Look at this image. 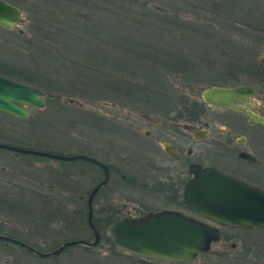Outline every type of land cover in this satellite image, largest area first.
<instances>
[{
  "label": "rangeland",
  "instance_id": "rangeland-1",
  "mask_svg": "<svg viewBox=\"0 0 264 264\" xmlns=\"http://www.w3.org/2000/svg\"><path fill=\"white\" fill-rule=\"evenodd\" d=\"M7 1L22 9L23 21L12 30L0 28V74L39 88L43 92L45 106L29 107L28 118L0 112V143L64 155L83 154L93 158L96 156L98 145L105 157L109 156V152L114 163L116 162L117 166L120 164L121 173L124 174L129 166L126 165L127 159L122 162L120 160L129 150L125 140L130 132L127 123L137 121L141 127L138 117L146 107H143L142 102H134L130 95H117L114 85L112 87L110 85L114 82L110 80L111 75L107 71H115V76L120 75V72L131 76L133 65H142L137 61H146L148 58L152 62L154 50L142 47L143 43L140 44L141 41L138 40L140 35L133 36L136 47L128 48L140 51L137 52L143 54L140 57L127 56V47L95 46L96 54L103 52L112 61L115 60L113 57L119 59L118 57L126 55L124 60L109 61L105 68L100 63V56L93 55L84 61L82 59V62L77 60L76 64L75 58L71 60L68 53L63 50L59 51L61 57L55 54L56 62H53V52L58 49L48 43L46 38L47 31L57 30V36L60 35L64 39L65 35L67 36L65 39L83 48L84 45H81L85 43L81 38L83 35L71 31L68 26L64 27L67 31L59 32L60 26L82 25L83 22L89 21L93 27L102 29L105 35L112 36V31L116 29L126 31L125 29L133 27H144L146 19L142 15H131L128 12L117 13L112 1L99 3L94 0ZM139 1L140 3H137L141 7L167 11L170 12L169 16L178 14L180 18L188 19L187 31L177 30L174 36L170 37L172 40L175 38L173 42L175 51L188 56L192 63L200 59L202 52H208V56L215 61L212 70L216 71L227 69L221 51L228 52L231 49L234 52L248 40L245 34L242 38L241 33L250 30L240 28L233 22L238 18L248 19V10L253 16L264 14V0ZM130 3L132 4H129V7L133 8L134 1ZM153 17L155 21L160 20ZM157 23L161 26L160 22ZM241 30L243 32H240ZM155 32L159 38L168 40L162 42L166 44L170 42V38L165 37L164 33ZM94 42L98 43V40ZM48 47L56 48V51L50 50L48 58L44 54H38L46 51ZM256 58L259 61L264 60V42L260 44ZM67 61H70L69 65ZM199 62L202 64L198 65ZM199 62L188 72L171 71L167 74L165 81L167 89H163L164 93L161 94L166 101L164 103L163 100V111L168 110L173 103L186 102L183 96H188L186 98L189 103L198 100L197 87L213 83L206 78L207 72L204 70L206 62L201 59ZM70 63L81 71L85 65L91 64L98 70L89 78L82 79V73L81 77L77 78L66 72ZM151 64L154 70L161 69L158 64L153 62ZM84 69H87V66ZM70 72L72 74L71 70ZM29 73L36 74L38 79L33 81L28 79L27 82L20 79ZM249 78L246 75L240 77L241 80L247 81ZM45 79L53 82L46 85L41 81ZM156 83L162 84V80L159 79ZM101 85L105 91H101L99 87ZM129 99L132 101L131 105L126 103ZM257 107L264 109V98L258 100ZM137 136L142 138L141 134L137 133ZM136 142L137 145L144 144L142 141ZM120 154L122 156H119ZM0 165L4 167V178L0 183V187L3 188V197H0V234L20 239L34 245L40 251L54 250L67 240L93 239L92 230L86 222V206L89 190L102 177L98 179V173L94 171L96 164L83 159L58 160L0 148ZM259 177L264 179V170L259 171ZM111 180L109 186L94 196L92 203V221L101 233V240L95 247L73 245L57 255L42 258L21 246L0 240V264H234L235 262L227 260L225 253L236 256L244 249L243 254H247L249 240L255 242L264 240V231L233 232L231 240L224 239L221 243L212 244L209 251L199 254L187 263L157 262L128 253L114 243L111 227L116 221L124 217L143 216L150 210L165 207L182 210V204L171 206V202L157 194L143 192L139 188L140 185L130 186L123 182L119 175L113 174ZM232 242L237 244L236 251L228 252L227 249ZM256 254L259 252L253 251L249 255L255 259L252 262L264 264V252L260 251L258 255L263 261L256 260L257 258H254L257 257Z\"/></svg>",
  "mask_w": 264,
  "mask_h": 264
},
{
  "label": "flooded vegetation",
  "instance_id": "flooded-vegetation-1",
  "mask_svg": "<svg viewBox=\"0 0 264 264\" xmlns=\"http://www.w3.org/2000/svg\"><path fill=\"white\" fill-rule=\"evenodd\" d=\"M205 22L212 23L210 20ZM241 22L242 20L238 18L233 24L236 23L241 28ZM240 32L243 31L241 30ZM244 34V32L241 33L242 38ZM262 42L253 43L252 52L254 59L257 61L256 64L243 63L244 43L237 47L234 52L231 49L228 52L221 51L225 57L224 64L227 66L225 71L224 69L220 71L212 70L214 59L208 56V52H202L200 59L206 62V67L204 68L207 72L206 78L213 83L197 87L198 100L189 103L186 98L188 96H183L186 102L181 104L173 103L166 111L162 109V101L142 102L144 103L143 107H146L145 111L139 113L138 117L142 126L140 124L141 127H139L137 121L138 124L135 121H128L127 123L130 132L125 140L129 145V148H127L129 150L120 160L122 162L127 159L126 165L129 168L126 169L127 171L124 174L121 173L120 164L117 166V163H114L113 159H111L113 157H110V153L108 152L109 156L105 157L103 150L97 145V152L94 158L106 166L108 179L99 188L95 196L111 184V176L113 174L119 175L123 182H127L130 186L140 185L139 188L143 192L157 194V196L171 202V206H175L177 203L182 204V210L165 207L150 211L176 210L188 217H193L215 227L219 232V237L218 240L211 242V247L212 244L221 243L224 239L231 240L233 232H244L245 230L264 231V229H243L217 225L188 209L183 203L184 188L193 177L190 168L195 165L202 168H215L225 174L264 189V179L259 177V171L261 169L264 170V124L252 121L248 114L250 112L264 117V109H258L257 107L258 100L264 98V60L259 61L256 58ZM113 58L115 59L113 61L124 60L126 55L118 57L119 59ZM199 60L194 61L193 65L197 66ZM201 64L202 62L198 63V65ZM242 75L250 77V80H241L240 77ZM206 78L205 81H207ZM239 85H248L255 92L244 98L239 97V99L232 101L236 108H225L206 103L202 98V89H198L199 87H234ZM157 98L155 97V99ZM161 100H163V96ZM131 102L130 99L126 101L129 105H131ZM136 105L139 104L136 103ZM179 106L181 108H178ZM174 109H177V111L175 112ZM171 113H173L172 116ZM191 125L198 128L196 133L189 130L188 126ZM137 133L141 134L142 138L137 136ZM136 141H142L144 144L137 145ZM119 156H122V154ZM138 164L139 168L137 167ZM95 166L94 171L98 173V179L102 176L96 182L97 184L104 178V170L98 165ZM3 178L4 167L0 165V183L3 182ZM0 197H3L2 187H0ZM247 243L249 244L247 246V254H243L244 249H242V253L236 256L225 253L227 260L235 262L234 264H254L256 262L260 264L258 261L252 262L255 259H252L249 255L253 251L259 252V254L260 251L264 252V240L256 242L249 240ZM236 248L237 244L232 242L227 251L234 252ZM202 253L205 252H199L197 256ZM259 254H256L255 256L257 257L254 258L263 261L261 257H258Z\"/></svg>",
  "mask_w": 264,
  "mask_h": 264
},
{
  "label": "water",
  "instance_id": "water-1",
  "mask_svg": "<svg viewBox=\"0 0 264 264\" xmlns=\"http://www.w3.org/2000/svg\"><path fill=\"white\" fill-rule=\"evenodd\" d=\"M21 8L0 0V27L11 30L22 23ZM202 89L206 103L236 108L232 101L255 92L248 85ZM43 92L30 84L0 74V111L20 118H28V107L43 108ZM254 122L264 124V117L248 112ZM196 133L197 127L188 126ZM194 133V134H195ZM0 148L21 153L39 155L58 160L83 159L104 170V178L96 184L87 197L86 222L92 230L91 241L67 240L51 251H40L20 239L0 234V240L19 245L38 257H50L73 245L95 247L101 240V233L92 221V202L99 188L108 179L106 166L97 159L83 154H59L50 151L22 148L0 143ZM193 177L184 188L183 203L190 210L218 225L236 228L264 229V189L225 174L212 167L195 165L190 168ZM115 245L132 254L156 261L187 262L197 252L208 251L212 241L218 240V230L200 220L188 217L175 210L150 211L139 217H124L111 228Z\"/></svg>",
  "mask_w": 264,
  "mask_h": 264
},
{
  "label": "trees",
  "instance_id": "trees-1",
  "mask_svg": "<svg viewBox=\"0 0 264 264\" xmlns=\"http://www.w3.org/2000/svg\"><path fill=\"white\" fill-rule=\"evenodd\" d=\"M96 2H106L109 1L115 5L114 10L122 14L124 12H128L131 15H142L143 18L146 19V26H140V28L133 27L131 29H125L126 31H120L119 29H116V31H112V36H109L108 34H104L102 29H98V27H93L92 24H90L89 21L83 22L82 25H70V24H63L61 25L60 29L58 30L59 32L67 31L64 30V27L68 26L69 29L73 32H78L80 35H83L81 38L85 41L83 48L77 47L75 43L70 42L69 40L65 39L64 33V39L60 35H56V31H47L48 37L46 40L48 43H51L57 47L56 48H49L46 51L38 52V54H44V56L49 57L50 50L56 51L53 52L54 55L52 57L53 62H56L55 54L57 57H61L59 55V51L63 50L65 53H68L69 57L72 59L75 58V63L78 64L77 60H82L87 58H92L93 55L100 56V63L104 65V67H107L106 63L114 62L107 57V55L103 52H99V54L95 53V46L99 47H108V46H116V47H127V56L132 55V56H142L143 54H139L137 52L140 51H133L128 48H133L136 47L133 41V36L134 35H140L138 37V40L141 41L140 44L143 43L146 48H152L154 51V55L152 57V62L153 64H158L161 69L159 71H156L152 68V62H150V59L147 58L146 61H137L138 63L141 64H135L133 65V71L132 75L128 76L124 72H120V75L115 76V71H107L111 76L110 80L113 81L114 83L110 84L111 87L116 90L117 95H130L131 98H133V101H139V102H147L150 103L152 100L154 102H161L163 104V100L161 94L164 92L162 91L163 89L166 90V78L167 74L171 73V71H179V72H188L192 68L194 69L193 63L191 62V59L186 56L183 53L175 51V44H173L174 40H172L170 37L174 36L175 32L178 30L186 29L189 28V23L187 20H184L179 17L178 14H173V16H169L170 12L168 13L167 11L161 12V11H156L153 10L149 7L145 6H140V1L139 0H94ZM134 1L133 8L129 7V4H132L130 2ZM139 2V3H137ZM144 4V3H143ZM93 4H90V6ZM231 6V5H229ZM245 12V11H244ZM251 13V14H250ZM153 16L159 18V21H155ZM153 17V18H152ZM150 18V19H149ZM246 19V18H244ZM86 20V19H85ZM206 21V20H205ZM70 22V21H69ZM157 22H160L161 26L164 28H159L161 27ZM72 23V22H71ZM74 24V23H73ZM242 28H248L250 31H245V38L248 40L244 42L243 44V63L244 64H256V60L253 57V52L252 48L254 47L253 43L259 41L262 42L264 40V14H258L257 16H253L252 12L248 10V19L242 20L241 22ZM75 28V30L73 29ZM155 31L162 32L164 33L165 37L170 38L169 43L166 44L162 42L163 40L167 41L164 38H159L156 34ZM111 32V31H110ZM51 34V36H50ZM127 35V36H125ZM75 36V33H73V37ZM51 38V39H50ZM50 39V41H49ZM56 39H58L56 41ZM152 39H157L156 41H152ZM94 40H98V43H95ZM93 48V49H92ZM99 50V49H96ZM95 53V54H94ZM145 56H149L145 54ZM136 61V60H134ZM68 65L70 61H67ZM82 62V61H81ZM85 66H87V69H84ZM82 68V71L79 68H75V66H70L67 67V74L71 76H76L77 78L81 77L82 73V79L83 78H89V76H92L93 73H95L97 68H94L91 65H85ZM151 66V67H150ZM71 67V68H70ZM72 71V74L70 72ZM116 72H119L116 70ZM88 74V75H86ZM71 78V77H70ZM22 80H27L33 81L35 79H38V76L36 74H27L25 78H20ZM161 79L162 84L156 83L157 80ZM154 80V82H152ZM44 81L46 85H49L50 83L47 79L41 80ZM154 83V84H152ZM108 87L107 85H105ZM67 87V86H66ZM101 91L104 90L105 88L103 85L99 86ZM156 89V90H153ZM155 97H158L155 99ZM164 103L166 101L164 100ZM34 246V245H32ZM35 247V246H34ZM36 248V247H35ZM30 252V251H29ZM32 253V252H31ZM33 255H35L33 253ZM36 256V255H35Z\"/></svg>",
  "mask_w": 264,
  "mask_h": 264
}]
</instances>
